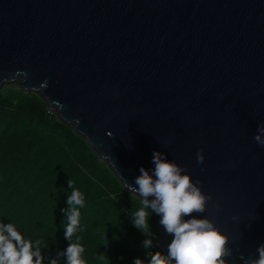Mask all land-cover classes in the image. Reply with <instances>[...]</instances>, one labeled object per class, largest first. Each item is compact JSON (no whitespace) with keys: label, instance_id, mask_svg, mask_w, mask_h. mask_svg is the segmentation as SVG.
I'll return each instance as SVG.
<instances>
[{"label":"water","instance_id":"95a60500","mask_svg":"<svg viewBox=\"0 0 264 264\" xmlns=\"http://www.w3.org/2000/svg\"><path fill=\"white\" fill-rule=\"evenodd\" d=\"M9 84L40 96L121 183L165 152L211 195L201 215L228 237L225 258H256L264 0H0V89Z\"/></svg>","mask_w":264,"mask_h":264},{"label":"trees","instance_id":"16d2710c","mask_svg":"<svg viewBox=\"0 0 264 264\" xmlns=\"http://www.w3.org/2000/svg\"><path fill=\"white\" fill-rule=\"evenodd\" d=\"M84 194L81 209L85 264H132L135 258L147 264L142 247L145 238L128 218L139 207L106 162L73 127L57 119L46 102L34 92L24 93L15 85L0 89V219L26 231L41 242L43 264L57 259L68 241L64 239L61 209L66 207L67 181ZM149 223L157 242L167 240L159 217ZM119 239H113L116 236ZM107 237V243L105 240ZM75 240V237L73 238ZM225 264H235L223 258ZM35 261V257L33 258Z\"/></svg>","mask_w":264,"mask_h":264},{"label":"clouds","instance_id":"9594fccd","mask_svg":"<svg viewBox=\"0 0 264 264\" xmlns=\"http://www.w3.org/2000/svg\"><path fill=\"white\" fill-rule=\"evenodd\" d=\"M74 123L79 121L75 119ZM253 139L264 147V123L257 124ZM196 159L197 163H203L202 149L197 151ZM151 163L153 167L150 169L140 166L133 184L121 177L123 190L133 198L139 197L140 207L134 212H125L132 225L145 237L142 247L147 264H225L223 258L230 254L226 247L228 237L211 219L201 215L211 195L204 193L200 181L193 180L185 167L168 159L165 152L153 150ZM67 185L72 191L70 195L66 193V207L61 209V213L67 221L62 222V229L68 243L63 251L57 252V257L62 256L64 264H85L82 258L85 249L78 235L83 230L80 210L86 207L85 197L70 180ZM216 207H220L218 202ZM193 213L196 215H191ZM152 214L159 217V225L171 236L166 251H152L156 238L149 223ZM113 239L118 240L119 236ZM256 251V258L245 259L243 264H264V242L257 246ZM43 260L40 241L31 240L26 231L18 230L11 221L0 219V264H43ZM48 264H58V260L50 259ZM132 264H144V260L137 257Z\"/></svg>","mask_w":264,"mask_h":264},{"label":"built area","instance_id":"2783aa9c","mask_svg":"<svg viewBox=\"0 0 264 264\" xmlns=\"http://www.w3.org/2000/svg\"><path fill=\"white\" fill-rule=\"evenodd\" d=\"M170 239H171V237L168 238V239L165 240V241H160V242H157V243H156L157 246L161 249L162 252H163V251H166L167 243L169 242Z\"/></svg>","mask_w":264,"mask_h":264},{"label":"rangeland","instance_id":"374dc122","mask_svg":"<svg viewBox=\"0 0 264 264\" xmlns=\"http://www.w3.org/2000/svg\"><path fill=\"white\" fill-rule=\"evenodd\" d=\"M13 85H15L16 86V88H17V85L16 84H13ZM5 86V85H4ZM52 111V110H51ZM53 112V111H52ZM164 235L167 237L166 239H168V238H170L171 236L170 235H168V234H166L165 232H164Z\"/></svg>","mask_w":264,"mask_h":264}]
</instances>
